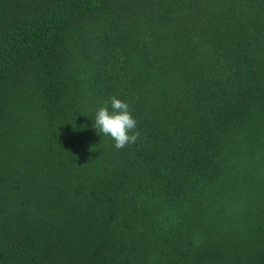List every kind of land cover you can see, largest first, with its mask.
<instances>
[{"label":"trees","instance_id":"16d2710c","mask_svg":"<svg viewBox=\"0 0 264 264\" xmlns=\"http://www.w3.org/2000/svg\"><path fill=\"white\" fill-rule=\"evenodd\" d=\"M0 264H264V0H0Z\"/></svg>","mask_w":264,"mask_h":264},{"label":"clouds","instance_id":"9594fccd","mask_svg":"<svg viewBox=\"0 0 264 264\" xmlns=\"http://www.w3.org/2000/svg\"><path fill=\"white\" fill-rule=\"evenodd\" d=\"M99 107L95 114L94 128L100 133L110 136L115 141L117 149H123L135 144L140 136L137 131V121L131 115L126 102L110 97L111 111L107 106Z\"/></svg>","mask_w":264,"mask_h":264}]
</instances>
